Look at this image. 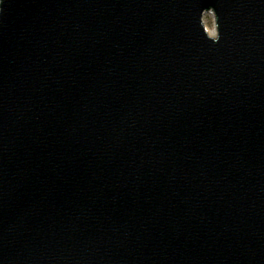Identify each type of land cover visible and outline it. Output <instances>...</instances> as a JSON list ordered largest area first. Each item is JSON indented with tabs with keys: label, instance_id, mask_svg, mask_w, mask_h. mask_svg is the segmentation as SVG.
<instances>
[{
	"label": "water",
	"instance_id": "95a60500",
	"mask_svg": "<svg viewBox=\"0 0 264 264\" xmlns=\"http://www.w3.org/2000/svg\"><path fill=\"white\" fill-rule=\"evenodd\" d=\"M0 264H264V0H0Z\"/></svg>",
	"mask_w": 264,
	"mask_h": 264
},
{
	"label": "rangeland",
	"instance_id": "374dc122",
	"mask_svg": "<svg viewBox=\"0 0 264 264\" xmlns=\"http://www.w3.org/2000/svg\"><path fill=\"white\" fill-rule=\"evenodd\" d=\"M204 25L210 36L216 37L215 19L213 14L209 13L204 16Z\"/></svg>",
	"mask_w": 264,
	"mask_h": 264
}]
</instances>
